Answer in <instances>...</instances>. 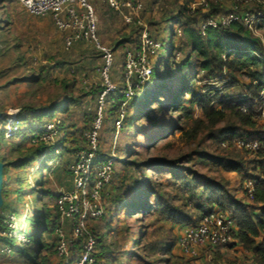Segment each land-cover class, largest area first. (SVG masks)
<instances>
[{"label": "rangeland", "instance_id": "obj_1", "mask_svg": "<svg viewBox=\"0 0 264 264\" xmlns=\"http://www.w3.org/2000/svg\"><path fill=\"white\" fill-rule=\"evenodd\" d=\"M90 1L98 13L100 37L114 51L107 78L103 74V55L94 46L78 44L66 50L63 35L51 16L30 14L20 0H0V160L4 163L0 264H61L55 251L40 249L39 239H45L48 245L54 239V233L45 232L41 223V215L47 210L44 192L58 195L73 186L69 164L100 114V159L112 158L114 173L98 200L87 198L89 204H98L101 210L99 218L84 223L86 229L101 237L97 264H128L134 252L145 260L136 264H168L169 258L171 264H187L179 239L185 226L195 223L201 213L193 194L197 183L187 190L185 184L206 178L223 184L238 200L248 202V198L244 177L212 159L220 154L245 156L220 145V136L215 132L224 123L215 128L208 126L202 106L193 103L190 95L184 104L196 121L185 124L179 120L182 112L173 108L172 92L180 86L176 68L185 56L180 50L182 28L192 22L179 14L188 8L191 15L200 14L199 24L207 20L220 22L235 13L264 12V0H141L144 8L136 17L141 21L139 25L128 24L120 12L102 0ZM170 22L178 28L173 38L176 59L172 66L163 67L162 79L157 63L168 53ZM251 30L264 42L262 21L256 20ZM125 38L129 40L123 41ZM142 47L154 67V80H141L135 74L138 72L130 74L126 70V50L140 52ZM202 76L197 77L198 87L206 84ZM160 78L161 87L157 86ZM130 87L132 96L128 94ZM234 88L229 92L232 95L245 92L242 86ZM143 93L137 101L136 96ZM66 97L71 107L63 112ZM51 107L52 116L46 111ZM60 122L64 130L49 136L46 127ZM40 129L45 131L36 132ZM40 149L45 153L38 154ZM151 161L160 165L149 167ZM57 199L49 201L53 216L58 212ZM121 203L131 204L128 209L134 214L136 205L144 206L143 212L127 221L129 238L115 232L116 211ZM146 203L152 209L146 210ZM162 203L165 206L158 209ZM171 210L181 218L170 216ZM161 242H166L164 246L174 244L172 255L148 247L156 248ZM225 250L224 254L220 249L213 252L216 264H249L242 246Z\"/></svg>", "mask_w": 264, "mask_h": 264}, {"label": "trees", "instance_id": "obj_2", "mask_svg": "<svg viewBox=\"0 0 264 264\" xmlns=\"http://www.w3.org/2000/svg\"><path fill=\"white\" fill-rule=\"evenodd\" d=\"M190 13L188 8H184L179 14V16L188 18L192 22L188 21V24L182 28L184 37L180 50L185 52V56L176 68V72L179 73L180 86L172 92L173 108L182 112L179 120H183L185 124H191L196 121L193 112L184 104L185 98L190 95L193 103L202 106L204 120L208 123V126L215 128L220 123H224L225 126L215 132L217 137L220 136V145L226 142L227 147H224V149L239 150L245 153V156L235 154L234 157H230L227 154H220V156L212 157V159L229 170L239 172L244 177V182L252 180L255 185L253 197L250 198L246 194L248 202L236 199L229 194L223 184L209 181L206 178H195L192 183H186L184 189H190L194 183H197L193 194L196 197V209L201 213V216L212 212L231 214L237 223L235 232L237 242L244 249L254 253L257 264H264V149L252 153L249 150L238 149L235 146V142L243 137L258 140L264 144V122H262L264 120L262 117L264 99L261 98V93L264 91V42L260 37L254 35V32L246 27L241 20L232 21L227 25L218 22L217 26H207L203 31L202 24H199L200 14L191 15ZM6 18L7 15L4 13V19ZM167 29L171 33L168 53L165 59L157 63L158 77L161 78L163 67L172 66L176 59V47L173 38L177 35L178 28L175 23L170 22L167 25ZM128 40V38H125L123 41ZM200 75H203L201 79H204L206 84L198 87L199 79L197 77ZM151 77L154 80L155 70ZM161 78L157 84L159 87L162 85L161 80L163 78ZM213 81L215 82L214 84L211 83ZM236 86H242L247 89L245 95H232V93H229L231 92L230 89H235L234 87ZM142 95L144 93L138 95L139 97L136 96L137 101L142 99ZM145 96L147 98L150 97L148 93ZM118 99H122L121 96H118ZM58 106L61 107L60 105ZM70 107V100L66 97L65 106L61 110L67 112ZM46 111H49L48 114L50 116L54 114L52 107L51 110L49 108ZM56 127L57 132H62L64 130L63 122L57 124ZM43 131L45 130L40 129L36 132ZM60 141L64 142L65 139L62 138ZM59 145L58 143L55 146L56 149L59 148ZM84 147L85 138L77 153ZM44 153L42 149L38 150V154L42 155ZM248 155L253 158H248ZM106 160L108 159H100L99 152L98 162ZM159 165L160 163L156 161L148 163L149 167L154 168ZM200 181L203 184H200ZM59 195H54L49 190L44 192L43 200L47 210H44L41 215V223L45 232L54 233L59 223L58 212L53 216V211L51 212L49 205L50 199L54 198L56 200ZM113 203L115 204L117 201ZM129 206L131 204L121 203V207L116 211L115 220V232L118 235L127 236V238H129L128 235L130 233L127 221L134 218L138 213L143 212L144 208L142 204L136 205L134 214L128 209ZM164 206L165 204L162 203L158 209ZM145 207L146 210L152 209L148 203L145 204ZM169 215L175 217L178 216V212L171 210ZM178 217L181 218L180 216ZM190 223L187 225H190ZM143 237L145 238V236ZM96 238L98 247H100L101 237L96 235ZM39 243L40 249L45 248L46 250L55 251V237L49 245L43 238L39 239ZM81 243V239L76 240L75 253L79 250ZM165 243H159L156 248H153V246L148 247L152 251L155 249L156 252L163 251L172 255L174 244L164 246ZM100 254H103L102 250ZM138 261L145 262L143 258L138 257L134 252L131 254L128 264H136ZM167 261L168 264H171L170 258ZM60 262L65 264L63 259Z\"/></svg>", "mask_w": 264, "mask_h": 264}, {"label": "built area", "instance_id": "obj_3", "mask_svg": "<svg viewBox=\"0 0 264 264\" xmlns=\"http://www.w3.org/2000/svg\"><path fill=\"white\" fill-rule=\"evenodd\" d=\"M27 11L35 16H51L56 27L63 35V44L70 50L78 44L94 46L104 58L103 74L108 72L114 61V51L104 44L100 37L99 18L95 6L90 0H20ZM108 7L120 12L130 25H139L138 13L144 8L141 0H102ZM241 20L249 29L253 28L256 20L264 23V12L235 13L220 21L227 25L232 21ZM218 22L207 20L201 25L204 31L207 26H217ZM146 45V41L144 42ZM146 47V46H145ZM126 70L134 72L141 80L151 78L154 67L149 63L148 53L144 47L140 52L128 48L126 50ZM128 94L134 95L132 88ZM105 96V94H103ZM264 99V91L261 93ZM247 111V109H245ZM264 118V109L262 110ZM120 124V121H119ZM46 132L49 136L57 132L56 124L50 123ZM102 129L101 114L96 116L93 124L85 135V147L80 150L69 165L73 186L61 192L57 199L59 223L54 230L56 239L55 251L65 264H97L96 253L98 241L93 230L86 229L84 223L90 218L97 219L101 215L98 204H89L98 200L104 188L110 184L114 160L98 162L100 152V137ZM227 147V143H222ZM238 149L256 153L264 149V144L258 140L243 137L235 142ZM254 181L245 182L248 197L254 193ZM237 223L232 216L223 212L203 214L196 223L185 226L179 239V246L186 256L187 264H216L213 252L220 248H229L239 243L235 238ZM82 240L77 253L74 251L76 240Z\"/></svg>", "mask_w": 264, "mask_h": 264}, {"label": "crops", "instance_id": "obj_4", "mask_svg": "<svg viewBox=\"0 0 264 264\" xmlns=\"http://www.w3.org/2000/svg\"><path fill=\"white\" fill-rule=\"evenodd\" d=\"M244 90H245V92L247 91V89H245V88H244ZM245 92H241L239 95H245ZM238 246H241V245L238 244ZM238 248H239V247H238ZM225 249H226V248H225ZM225 249L220 248V254H221V253L224 254V253H226V251H228V250H225ZM243 251L246 252V253H248V258H249L248 261L250 260V261H249V264L252 263V262H253L254 264H257L256 261H255V256H254V253H253V252L248 251V250H246V249H244V248H243ZM235 261H236V260H235ZM220 264H226V262H225V261H223V262L220 261Z\"/></svg>", "mask_w": 264, "mask_h": 264}, {"label": "water", "instance_id": "obj_5", "mask_svg": "<svg viewBox=\"0 0 264 264\" xmlns=\"http://www.w3.org/2000/svg\"><path fill=\"white\" fill-rule=\"evenodd\" d=\"M2 113L0 112V117H2ZM3 184H4V163L0 160V211L3 204Z\"/></svg>", "mask_w": 264, "mask_h": 264}]
</instances>
